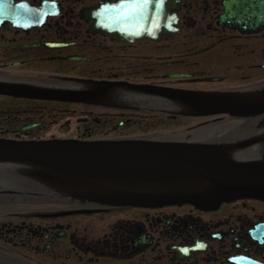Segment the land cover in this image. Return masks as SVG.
Here are the masks:
<instances>
[{
    "label": "flooded vegetation",
    "instance_id": "af4514ba",
    "mask_svg": "<svg viewBox=\"0 0 264 264\" xmlns=\"http://www.w3.org/2000/svg\"><path fill=\"white\" fill-rule=\"evenodd\" d=\"M14 1L51 3L57 14L30 29L0 25V85L78 96L0 94V140L202 143L234 146L241 160L264 153V115L186 109L193 94L264 92V29L240 31L226 22L232 0H172L174 32L133 42L95 30L88 17L127 0ZM139 1L160 8L155 0L130 3ZM21 172L0 165V210L46 208L0 214V264H264V201L211 211L109 206Z\"/></svg>",
    "mask_w": 264,
    "mask_h": 264
},
{
    "label": "water",
    "instance_id": "95a60500",
    "mask_svg": "<svg viewBox=\"0 0 264 264\" xmlns=\"http://www.w3.org/2000/svg\"><path fill=\"white\" fill-rule=\"evenodd\" d=\"M235 1L230 10L227 8L226 22L240 31L264 29V0ZM170 2L155 0L159 10L153 9L151 1L149 9L146 1L105 4L88 17L95 22V30L122 41L154 39L174 32L169 27V22L175 20L169 14ZM53 7L51 3L34 8L14 0H0V25L34 28L56 16ZM0 94L70 101L78 96L4 85H0ZM189 98L186 109L191 113L264 115V92L247 96L193 94ZM233 150L234 146L142 140H0V164L20 166L26 177L63 188L76 198L109 206L191 205L211 211L239 200L264 201V153L256 160L243 161L232 154Z\"/></svg>",
    "mask_w": 264,
    "mask_h": 264
},
{
    "label": "rangeland",
    "instance_id": "374dc122",
    "mask_svg": "<svg viewBox=\"0 0 264 264\" xmlns=\"http://www.w3.org/2000/svg\"><path fill=\"white\" fill-rule=\"evenodd\" d=\"M53 129V128H52ZM5 209L0 210V214H18L26 212H39L43 211L44 206H6Z\"/></svg>",
    "mask_w": 264,
    "mask_h": 264
},
{
    "label": "bare ground",
    "instance_id": "6f19581e",
    "mask_svg": "<svg viewBox=\"0 0 264 264\" xmlns=\"http://www.w3.org/2000/svg\"><path fill=\"white\" fill-rule=\"evenodd\" d=\"M234 117H236V116H234ZM243 117H252V116H243ZM243 117H241V118H243ZM197 144H202V143H197Z\"/></svg>",
    "mask_w": 264,
    "mask_h": 264
}]
</instances>
